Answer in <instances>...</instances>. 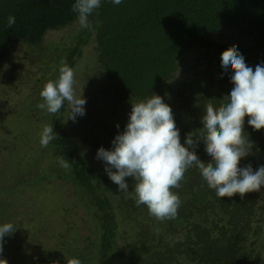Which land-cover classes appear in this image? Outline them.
Wrapping results in <instances>:
<instances>
[{
    "label": "trees",
    "instance_id": "1",
    "mask_svg": "<svg viewBox=\"0 0 264 264\" xmlns=\"http://www.w3.org/2000/svg\"><path fill=\"white\" fill-rule=\"evenodd\" d=\"M74 3L75 0H0V54L15 39L43 47L48 33L78 24L77 14L72 11ZM9 15L16 20L11 28L6 26ZM89 19L93 30L81 28L73 34L64 60L76 69L86 49L96 54L95 69L102 72L89 77L87 88L90 91L99 88L100 95L96 100L86 94L85 107L95 113L96 118L91 119L97 123L98 134L112 129L115 138L127 124L131 103L157 94L173 111L182 114L183 118L176 123L182 139L186 140L188 133L198 135L207 104L218 107L233 86L230 74L221 66L222 52L236 45L253 69L264 63V0H122L120 5L101 0V7ZM195 50L198 51L192 54V62L183 69L184 56ZM99 76L104 77L99 82L108 81L110 85H98ZM110 94L116 99L110 100ZM124 98L131 101L126 103ZM66 112L61 108L52 114V126L58 135L53 144L69 162L75 181L85 188L96 208L94 217L101 227V237L93 264H264V186L245 194L243 199L239 193L231 198H218L198 169H189L182 186L172 189L181 206L175 219L166 220L173 231L167 229L165 235L154 229L165 221L150 216L145 205L135 207V199L122 192L114 202L96 191L101 187L102 175L83 160L78 143L61 123ZM104 113H110L112 121H101L99 115ZM174 119L177 120L176 114ZM248 119L245 117L244 135L253 148L241 159L239 167L250 163L257 170L264 165V129L254 130ZM87 136L88 133L83 137L85 142ZM113 139H105L104 143L109 142L112 147ZM96 142L94 139L93 143ZM204 149V143L200 142L195 151L207 163L211 158ZM4 168L0 166L2 206L5 204L2 199L11 204L24 198L21 192L13 194L11 185L2 184ZM13 172L12 167L5 168L6 178L15 181L19 174ZM6 208L0 210V225L7 223ZM119 213L135 222L133 242L124 248L117 239ZM132 214L137 217L132 218ZM35 215L47 217L37 209ZM45 217L38 222L45 221ZM14 228L11 235L19 230L17 226ZM179 231L185 234L177 236ZM11 235L4 237L3 249ZM27 240L36 244L38 238ZM30 251L34 250L24 249L22 256L26 260ZM76 258L81 263L85 260L83 254Z\"/></svg>",
    "mask_w": 264,
    "mask_h": 264
},
{
    "label": "clouds",
    "instance_id": "2",
    "mask_svg": "<svg viewBox=\"0 0 264 264\" xmlns=\"http://www.w3.org/2000/svg\"><path fill=\"white\" fill-rule=\"evenodd\" d=\"M112 2L120 5L122 0ZM100 7L101 0H75L72 11L77 14V23L82 29L93 30L89 17ZM15 22V17L9 15L6 26L11 28ZM221 66L230 74L233 85L230 94L218 107L207 104L203 127L198 135L188 133L185 144L181 143L172 108L163 97L153 94L131 103L127 124L113 139L111 149L100 147L97 151L96 159L104 162L105 172L118 185V191L129 193L126 178L131 177L136 205H145L150 216L159 222L177 217L181 201L172 189L182 186L181 181L189 169H198L218 198H231L239 193L243 199L245 194L264 186V165L257 170H253L250 163L239 167L241 159L253 148V143L244 135L245 117H250L247 123L254 130L264 129V63L253 69L233 45L222 52ZM74 71L61 59L58 78L44 84L40 92L43 102L36 107L56 114L66 104L68 120L75 122L77 117L84 116L87 101L74 92ZM39 135L42 147L58 137L50 125H44ZM200 142L211 158L207 163L196 154ZM57 159L62 169L71 168L63 157ZM15 230L12 223L0 225V255L4 237ZM65 259L66 264H81L77 258L65 256ZM0 264H8V261L0 259Z\"/></svg>",
    "mask_w": 264,
    "mask_h": 264
},
{
    "label": "rangeland",
    "instance_id": "3",
    "mask_svg": "<svg viewBox=\"0 0 264 264\" xmlns=\"http://www.w3.org/2000/svg\"><path fill=\"white\" fill-rule=\"evenodd\" d=\"M79 24L68 26L55 33H48L46 40L43 42L42 52H46L53 57H57L56 62L61 61L70 49V44H66L65 41L69 40L74 33L80 31ZM91 42V40H90ZM93 44V42H91ZM90 44V45H91ZM198 50L190 51L184 56L183 69L188 68L192 62V54ZM36 50L29 51L25 57L26 59H32ZM86 49L85 57L90 54ZM45 53V56L48 54ZM43 57V54H42ZM85 57L81 60L83 64L74 69V92L77 96L85 94L86 89L83 87V74L85 70ZM21 56L19 60L12 62V64L6 65L8 74L20 73L22 79L29 77V83L23 85L21 79L13 83L21 91L25 92L26 103L28 105L27 111H30L32 107H36L39 101L42 99L40 92L43 86L49 80H55L58 78V67L53 65L51 59L41 61L42 58H38L37 61H28ZM98 73L102 70H98ZM96 74V71L95 73ZM26 75V76H25ZM28 76V77H27ZM2 84H6L5 78L1 79ZM95 98L99 95L98 89L92 94ZM24 112V111H23ZM90 111H86V114L82 117H77L74 122L69 119V112H66L63 122L75 142L78 143V148L83 160L90 163L92 169L97 174H106L105 165L102 160L96 159L97 151L100 147L108 148V145L104 143L105 139L114 138V130H110L109 133L98 134L96 129L97 123L93 122L91 118L94 114L89 115ZM30 117L24 119L26 123L22 125L21 117L19 115L20 128L16 132L18 137H8L12 135L9 130V124L3 126L6 128L4 134L0 132V166L13 167V173L19 174V177L13 181L6 178L5 168L3 169V183L11 185V192L13 194L23 193L24 197L20 203L27 201L23 204H16L22 214L28 213V203L33 206L32 202L38 203L35 210L42 211L48 218L47 224L50 229H54L53 239L58 241L59 247L55 250V255L50 259L48 264H54L58 262L65 264L66 259L76 258L80 254L84 255V262L81 264H93L94 255L98 251V243L101 237V227L94 217L96 208L93 204L92 198L85 191V188L78 186L74 178V172L72 168L65 170L62 169L58 163V157H62L58 152V147L53 144L52 141L47 147H42L40 144V132L44 125L52 126L53 118L52 114H48L46 111L36 110L30 113ZM89 115V116H88ZM101 121L106 119L108 122L112 121L109 118L110 113H104L99 115ZM115 122V121H114ZM111 126V125H110ZM53 127V126H52ZM112 127V126H111ZM1 129V128H0ZM88 133V141L85 142L83 135ZM97 137L96 143L89 142V138ZM15 135V134H14ZM113 135V136H112ZM16 144L18 148H16ZM186 146V145H185ZM109 148L111 149L110 145ZM108 148V149H109ZM2 149H7L3 151ZM27 153V155H26ZM202 154L199 155L201 157ZM10 175V173H9ZM7 179V180H6ZM18 188H15V186ZM120 192L118 191V185L113 187L107 186L106 190L102 194L103 196H109L111 200L116 202V198ZM124 194V193H123ZM132 193H127V198L132 197ZM39 196V199L34 197ZM12 204V202H11ZM35 212V211H34ZM32 215V213H30ZM38 217H45L44 215H36ZM132 218L137 217L132 214ZM46 218V217H45ZM118 228L117 239L121 248L129 246L133 242V226L135 222L129 217H126L124 213L117 215ZM165 226V223L155 226L156 231H161ZM26 229L28 238L37 237L36 223L29 224L24 227ZM58 236H65V240L58 239ZM37 245L42 248L52 247L53 245L45 240L40 239L38 244L26 242L24 244L25 249L32 248L34 251H39ZM35 254L30 251L27 253L26 258L30 260ZM89 259V260H88ZM27 260L21 256L15 259L14 264H28ZM88 260V261H87ZM81 261V260H80ZM115 264H121L116 262Z\"/></svg>",
    "mask_w": 264,
    "mask_h": 264
},
{
    "label": "flooded vegetation",
    "instance_id": "4",
    "mask_svg": "<svg viewBox=\"0 0 264 264\" xmlns=\"http://www.w3.org/2000/svg\"><path fill=\"white\" fill-rule=\"evenodd\" d=\"M72 41V37L65 41L66 44H69ZM91 44V42H90ZM43 47H33V46H29L27 42H22L20 41L18 44H15L13 46L10 47V43L7 45V47L3 50L2 54H0V132H2L4 134L6 128H3V126H7L9 124V130L10 132H12V135H7L8 137H18V135H16V132L19 130L21 123L19 124V115H22L21 117V122L22 125L24 123H26L24 121V119L29 118L31 115L30 113L36 110H40V111H46V110H41L37 107H32L31 105H29V107H31L30 111H27L28 105L26 103V98H25V92L21 91L18 87L14 86L13 83L17 80H19V78L21 79L20 82H22L23 85H26L29 83V77L27 78V80L22 79L20 73H16V74H8L7 70H6V65L7 64H12V62L19 60L21 56H24V58L26 59L25 55L31 50H36L37 52L35 54H32L34 56V58L29 59L27 58L26 60L28 61H37L38 58H42L41 61H46L47 59H51L53 62V65L56 67H58V73H59V68H60V61L56 62L57 57H53L50 54L46 53V52H42L40 51V49H42ZM45 53L48 54V56H45ZM43 54V57H42ZM96 54H90L89 56L85 57V70H84V74H83V78H82V82H83V87H85L86 92L83 95L84 97H86V94H88L89 96H91V98H95L92 94L95 92V88H92V90H88L87 85L89 84V77L91 75H96L98 69H95L98 65L96 63ZM64 59V58H63ZM80 65L83 64L82 61L79 62ZM58 64V65H57ZM13 65V64H12ZM95 69V70H94ZM96 71V74H94ZM26 76V75H25ZM59 76V75H58ZM5 78L7 80L6 84H2L1 83V79ZM104 77L103 76H99L98 77V85H102L103 87L105 86H109L110 83L108 81H104L103 83L99 82L100 80H102ZM99 91V88H97ZM100 95V93H99ZM98 95V96H99ZM98 96L95 98L96 100H98ZM110 100H115L116 97L114 94H110L108 95ZM125 102L128 103L131 101V99L129 98H124ZM43 100L41 99L39 101V103H42ZM63 111H67V105L65 104L62 107ZM86 109V107H85ZM24 111V112H23ZM86 111H88L86 109ZM174 114L177 115V120H175V123H177L178 121H180L183 117L182 114L177 112V111H173ZM95 114V113H92ZM89 115H91V113L89 112ZM88 115V116H89ZM3 125V126H2ZM15 134V135H14ZM95 134L93 135V138H89V142L93 143L94 139H97V137H95ZM85 135V134H84ZM83 135V137H84ZM181 137V143L185 144V139H182L183 136ZM87 142V141H86ZM53 143V140H52ZM105 148V147H104ZM109 148V147H108ZM105 148V149H108ZM27 155V153H26ZM90 164V163H89ZM90 166H92L90 164ZM13 169V167H12ZM73 170V169H72ZM91 170L92 167H91ZM126 181L129 184V191H131L132 193V198L135 199V193H134V181L131 177H127ZM92 184L94 186H97V182L93 181ZM4 185V184H3ZM101 187L99 189L96 188V191L98 193H102L103 191L106 190L107 186L112 185L113 187L116 186V184H114L108 177V175L106 174H102V182H101ZM86 191V190H85ZM87 192V191H86ZM35 199H39V196L34 197ZM2 201L5 202V204L2 206L0 205V210L6 208V219L7 223H12L14 226L19 227V232L17 231L15 234L10 236V241L7 242V247L3 249V253L2 255H0V259H6L8 261V264H14L15 263V259L18 257H21L23 252H24V244L26 242H28L26 234L27 231L26 229H24L25 226L29 225V224H33L34 222L36 223V227H37V237L38 241L36 244H38V242L40 241V239H45L47 241H49L52 245V247H45L42 246V248L40 249V247L37 245V249H40L38 252L37 251H32L35 254H33V256L31 257L30 260H27V262H29L28 264H48L50 259H52V257L55 255V250L58 248V245L60 244L59 242L56 243V241L53 239L54 236V229H50L48 226L49 224H47L48 222V218L45 219V221L39 223L38 221L40 220V217L35 215V206H36V202H32L33 206H30V202L28 203V213L26 214H22L18 208V206L16 204H23L27 201H24L23 203L17 202V201H12L13 203L10 204V202H8L6 199H2ZM134 202V201H133ZM135 207H137V205L135 204ZM30 213H32V215H30ZM176 224H179V222H176ZM169 230V232L173 231V229H171L168 224L167 221H165V227L161 230V233H165L166 235V230ZM176 228H174L175 230ZM160 234V233H159ZM180 234H185V231H179L177 233V236H179Z\"/></svg>",
    "mask_w": 264,
    "mask_h": 264
},
{
    "label": "bare ground",
    "instance_id": "5",
    "mask_svg": "<svg viewBox=\"0 0 264 264\" xmlns=\"http://www.w3.org/2000/svg\"><path fill=\"white\" fill-rule=\"evenodd\" d=\"M20 41L25 42L24 40L15 39L12 43H10V47L13 46V45H15V44H18Z\"/></svg>",
    "mask_w": 264,
    "mask_h": 264
}]
</instances>
